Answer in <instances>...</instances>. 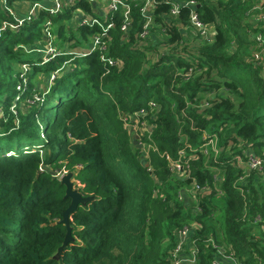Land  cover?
<instances>
[{"label": "trees", "instance_id": "1", "mask_svg": "<svg viewBox=\"0 0 264 264\" xmlns=\"http://www.w3.org/2000/svg\"><path fill=\"white\" fill-rule=\"evenodd\" d=\"M14 1L20 0L7 3ZM139 1H130L126 35L120 11L100 18L113 21L108 55L116 65L101 61L98 50L56 54L45 63L34 54L48 19L60 52L89 46L100 27L65 24L77 8L95 15L86 0L0 30V264H171L174 233L191 223L200 225L191 237L195 264H213L216 249L207 238L229 246L244 264H264V178L245 176L244 164L248 153L264 158V62L249 50L256 46L249 37L255 2L194 0L200 19L215 28L214 41L205 43L188 7L172 17L174 1L157 0L150 37L165 45L150 60V46H143L150 37L139 38ZM8 21L0 4V28ZM190 38L200 43L194 51ZM24 63L32 68L24 96L36 88L37 75L48 82L59 71L43 102L14 115ZM149 101L159 109L146 116L154 126L141 139L149 145L145 153L127 116ZM214 135L217 150L204 145ZM181 152L190 157L186 176L171 169ZM60 171L74 173L86 199L70 216L72 239L64 247L61 220L71 200ZM193 181L210 191L188 201L181 193Z\"/></svg>", "mask_w": 264, "mask_h": 264}, {"label": "built area", "instance_id": "2", "mask_svg": "<svg viewBox=\"0 0 264 264\" xmlns=\"http://www.w3.org/2000/svg\"><path fill=\"white\" fill-rule=\"evenodd\" d=\"M79 0H52L51 4H43L42 1H32L31 6L28 9L25 15H18L13 8L8 5L7 0H0V4L4 10H6L13 18V21L3 22L0 30L9 28L11 30H15L20 27L24 22L31 21L34 19L41 10L48 12L49 15H55L60 12L65 5H68L71 2H75ZM90 3H93L97 9L102 6V3H105V13L101 17L100 15L91 14L88 11H84L83 9L77 8L73 11L72 17H78L77 24L78 26H89L92 27L97 25L100 27V31L92 34L89 37V46L80 49V50H66L64 52H60L61 50H57L54 44V33L52 31V22L50 19L45 21V25L42 29V38L41 40H35L34 44L39 42H43L45 47L43 49L34 47L33 50L42 53L41 55V63L47 62L51 57L56 54H75L77 56H86L90 52L94 50H98L100 54V59L106 65H116L117 61L108 55L109 52V43L110 40L107 37L108 31L111 27H113V21L109 20L106 24L102 22L100 18H106L107 15L113 14L117 11H120L122 16V22L120 24V30L127 34L130 30L132 24V16H131V5L130 1L132 0H86ZM134 1V0H133ZM139 11L144 18L143 29L139 33V38L146 39L150 37V30L154 26V10L157 0H140ZM254 9L257 11L254 16L249 20V26L254 28L255 30L252 32V40L256 44V49L252 53L253 60L257 62H261L264 54V0H254ZM186 6L189 8V22L196 29L197 34L202 38L201 40L205 43H212L215 38V28L212 23L203 22L197 11L196 6L197 3L194 0H183L182 2H172L169 14L172 17H175L179 13L180 6ZM103 10V7H101ZM94 12L96 9L94 8ZM161 31L166 33L165 28H161ZM67 65V63H66ZM20 74H19V82L16 85V89L18 90V94L15 97V100L11 106V111L14 115H17V108L19 110L26 109L29 105L34 103H41L44 100L45 93L47 92L49 86L51 85L52 80L55 77V74L59 71L56 70L50 74L47 82V86L44 87L43 92H39L37 88L29 96H24L27 91L28 85V77L27 74L32 71L31 66L24 63L20 65ZM191 69L187 71L185 74V78L187 79L191 74ZM40 90V89H39ZM157 105L153 101L148 102L147 108H142L133 114L127 116V128L130 130L136 131V135L138 136L136 143L143 152L146 153V146H149L147 143L142 142L141 139L144 136H149L152 129L153 124L146 118L147 115L151 117L155 115L158 111ZM16 123L18 124V119L16 118ZM132 133V132H131ZM213 139L209 138L208 141L204 144L212 145ZM214 148V146L212 145ZM206 152V150H205ZM245 176L249 174L250 171L255 172L258 177L264 178V158L262 156H257L254 153H248L245 155ZM180 158L175 161H171V169L173 172H178L182 176L187 175L186 168L188 167V161L190 157H185V153H180ZM239 160L241 158L239 157ZM244 176V177H245ZM243 179V178H240ZM79 184L78 181L74 183V185ZM210 189L207 186H199L196 182H192L186 189L182 190L181 197L183 196L188 201H194V197L196 194L204 195L209 193ZM256 220H260L258 216L255 217ZM263 227V226H262ZM196 229H200V225L191 223L190 225L183 226L177 229L174 233V245L171 248L170 252V262L171 264H195L197 259V248L195 247V242L191 241V237L193 232ZM208 243H211L216 251H215V259L213 260V264H244L241 262L234 254V251L224 244H216L213 239L207 238Z\"/></svg>", "mask_w": 264, "mask_h": 264}, {"label": "rangeland", "instance_id": "3", "mask_svg": "<svg viewBox=\"0 0 264 264\" xmlns=\"http://www.w3.org/2000/svg\"><path fill=\"white\" fill-rule=\"evenodd\" d=\"M40 1H42V0H40ZM20 4H22L23 6H26L27 5V3L25 2V1H22ZM48 5V4H47ZM101 7H103V10H102V8ZM101 7H99L98 9H97V7H95L94 5H93V8H95L96 9V14H98V15H100L101 17L104 15V13H105V3L103 2L102 3V6ZM197 7V6H196ZM74 17H72V19H73ZM70 20V19H69ZM76 20V19H75ZM67 22V24H68V20L66 21ZM66 22H65V24H66ZM72 22H74V20H72ZM76 23H77V21H76ZM73 24V23H72ZM70 27H73V26H70ZM75 27V26H74ZM150 40H147V41H145L144 42V44H143V46H150L149 47V49H148V51H149V53H148V58L150 59V60H155L156 59V57H157V55H156V50H163V48H164V45L165 44H161L159 41H154V38L151 36L150 38H149ZM151 39H153V40H151ZM189 42H190V45H192V47L190 46V47H188L187 46V48L189 49V50H196L198 47L197 46H199V42L198 43H196L197 41L195 40V39H192V38H190L189 39ZM73 50H80L79 48H73ZM249 50H250V52H254V43H253V45H250L249 46ZM40 54H42V53H40ZM262 62H264V59L262 60ZM263 73H264V70H263ZM22 109H24V108H22ZM25 111V110H24ZM132 133H131V135L133 136V139H134V141L136 142V141H138L137 139V133H136V131L135 130H132L131 131ZM212 139H213V141H212V145L214 146V149H216L217 150V148H219V145H218V137L216 136V135H214L213 137H212ZM137 144V143H136ZM232 145V141L231 140H228V142H227V146H225L226 148L227 147H230ZM223 147V146H222ZM149 148V146H146V149H148ZM242 165V164H241ZM73 172H67V171H60V172H57L56 173V176H58L60 179H62V177L63 176H71V181L73 182V183H75L77 180H75L74 179V177H73ZM75 189H77L76 188V186L74 187Z\"/></svg>", "mask_w": 264, "mask_h": 264}, {"label": "water", "instance_id": "4", "mask_svg": "<svg viewBox=\"0 0 264 264\" xmlns=\"http://www.w3.org/2000/svg\"><path fill=\"white\" fill-rule=\"evenodd\" d=\"M60 180L61 183L65 185V197H68L71 200L69 206L64 210L63 217L61 220L66 227V235L62 245V247H64L72 239L70 216L80 204L85 202L86 199L80 194L78 189L74 188L75 185L71 181V176H63Z\"/></svg>", "mask_w": 264, "mask_h": 264}, {"label": "crops", "instance_id": "5", "mask_svg": "<svg viewBox=\"0 0 264 264\" xmlns=\"http://www.w3.org/2000/svg\"><path fill=\"white\" fill-rule=\"evenodd\" d=\"M22 1H25L27 3L26 6H23L22 4H20ZM171 1H174V2H182L183 0H171ZM42 3L43 4H51L52 3V0H42ZM31 6V1H26V0H20V1H14L12 3V8L13 10L20 16L22 15H25L28 11V9L30 8ZM67 5H65L64 7H66ZM76 19V20H75ZM72 20H74V22H72ZM68 24L66 22V24L68 26H78V24L76 23V21H78V17H74L72 19V17L70 18V20H68ZM73 23V24H72ZM160 37V36H159ZM250 39L252 38V33L250 32V35H249ZM255 46V45H254ZM34 47H37V48H40V49H43L45 47V44L43 42H39L37 44H34ZM256 48V46H255ZM70 50V49H68ZM35 53L34 54H37L39 56L43 55V54H40V52H37V51H34ZM263 57H264V54H263ZM264 59V58H263ZM34 82L36 84V88H39V89H44L45 85L47 84V76L46 74H39L37 75L35 78H34ZM26 110V109H23V111ZM263 229H264V226H263ZM221 264H224V263H221Z\"/></svg>", "mask_w": 264, "mask_h": 264}]
</instances>
